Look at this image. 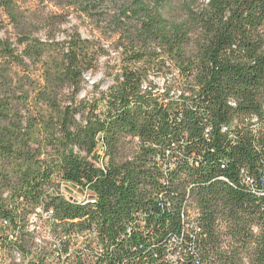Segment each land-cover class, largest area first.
Here are the masks:
<instances>
[{"label":"trees","instance_id":"obj_1","mask_svg":"<svg viewBox=\"0 0 264 264\" xmlns=\"http://www.w3.org/2000/svg\"><path fill=\"white\" fill-rule=\"evenodd\" d=\"M61 1L40 20L0 0V264L57 262L40 208L54 240L96 230L74 264H168L174 240L181 264H264V0ZM107 50L111 83L81 97Z\"/></svg>","mask_w":264,"mask_h":264},{"label":"built area","instance_id":"obj_2","mask_svg":"<svg viewBox=\"0 0 264 264\" xmlns=\"http://www.w3.org/2000/svg\"><path fill=\"white\" fill-rule=\"evenodd\" d=\"M246 124L253 125L250 118H246ZM246 181H249L246 177ZM65 192L69 193L70 198H78L80 200V205H95L97 201L96 195L87 188L79 187L77 185H72L68 183V189ZM44 217V220H43ZM53 220L52 211L38 209L36 215L30 221H34L35 231L38 233V238L36 239L38 244H43V239H50L52 246L53 260L57 261V264H74L75 259L72 258V253L77 252L83 255V247H91L96 252L101 253L102 245L98 241V234L95 229H89L85 232L84 236H75L74 234H69L62 236L60 240H54L52 235L49 222ZM46 230V232L41 233ZM71 238H80V246H72ZM177 241L168 244L166 251L164 253L165 260L169 264H181L183 260V249L181 246L175 244ZM90 244L91 246H88ZM93 264V263H88Z\"/></svg>","mask_w":264,"mask_h":264},{"label":"rangeland","instance_id":"obj_3","mask_svg":"<svg viewBox=\"0 0 264 264\" xmlns=\"http://www.w3.org/2000/svg\"><path fill=\"white\" fill-rule=\"evenodd\" d=\"M17 3H20L22 8L26 9L30 14H33L34 17L37 19L43 20L48 15L59 14L63 12L66 14L70 12L71 9L66 7L61 0H15ZM0 17L3 19L4 16L1 15ZM76 29L80 32L81 36L84 38H91V27L89 23L85 20L76 18L75 15H68L66 18L65 24L61 27V29ZM7 34H12L13 30L11 26H7L4 30ZM44 31L38 34L39 37L43 36ZM6 35V34H5ZM62 33L59 32L58 36L61 37ZM119 63L118 54L116 52H112L107 50L105 54H103L99 60L97 61L96 69L93 72H89L85 74V81L84 89L81 93V97L86 94L92 96V85H99L100 89H106V87L111 83V79L116 72V67ZM168 65V64H167ZM163 76L161 75H150L148 77L149 81H153L158 85H162L163 79H169V70H165ZM44 220V217H43ZM46 232V230L42 231L41 233ZM43 240H46L44 238Z\"/></svg>","mask_w":264,"mask_h":264},{"label":"bare ground","instance_id":"obj_4","mask_svg":"<svg viewBox=\"0 0 264 264\" xmlns=\"http://www.w3.org/2000/svg\"><path fill=\"white\" fill-rule=\"evenodd\" d=\"M255 121V118H252V122ZM245 123H246V120H245ZM66 189H68V183L67 184H62L60 186V194L67 200L71 201V202H75V203H80V200L78 198H70L69 197V193L68 192H65ZM33 218V217H32ZM31 218V219H32ZM35 228H34V221H30V225H29V230L30 231H33ZM85 234H82V235H79V236H84ZM78 240H80V238H77ZM48 240V239H46ZM53 264H57V262L53 263Z\"/></svg>","mask_w":264,"mask_h":264}]
</instances>
